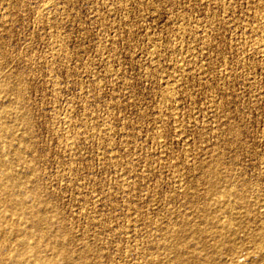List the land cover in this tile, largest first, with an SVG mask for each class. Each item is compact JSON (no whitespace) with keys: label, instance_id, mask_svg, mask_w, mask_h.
I'll return each instance as SVG.
<instances>
[{"label":"rangeland","instance_id":"1","mask_svg":"<svg viewBox=\"0 0 264 264\" xmlns=\"http://www.w3.org/2000/svg\"><path fill=\"white\" fill-rule=\"evenodd\" d=\"M263 32L264 0H0V171L26 212L0 205V259L26 237L22 264H172L218 183L233 263L264 264Z\"/></svg>","mask_w":264,"mask_h":264},{"label":"bare ground","instance_id":"2","mask_svg":"<svg viewBox=\"0 0 264 264\" xmlns=\"http://www.w3.org/2000/svg\"><path fill=\"white\" fill-rule=\"evenodd\" d=\"M264 33V32H263ZM264 38V37H263ZM260 39V38H259ZM263 40V39H262ZM261 40V41H262ZM260 41V40H259ZM264 42V41H263ZM259 43V42H258ZM261 43V42H260ZM259 45V44H258ZM264 47V43H263V46ZM257 48V47H256ZM264 50V49H263ZM259 51H260V47H259ZM264 52V51H263ZM262 53V52H261ZM264 54V53H263ZM262 56V54H261ZM175 79V78H174ZM173 79V80H174ZM1 85V84H0ZM3 85V83H2ZM7 85V84H6ZM1 88V87H0ZM2 89V88H1ZM0 89V90H1ZM11 90V89H10ZM2 91V90H1ZM0 91V93H1ZM15 93V92H14ZM14 104V103H13ZM18 104V103H17ZM15 103V105H17ZM6 105V104H5ZM3 106V105H2ZM9 107V106H8ZM15 107V106H14ZM7 109L6 107H2V109ZM0 109V110H2ZM14 109V108H12ZM9 110V109H7ZM19 112V111H18ZM2 114V113H1ZM12 114V113H11ZM5 116V115H4ZM16 116V115H15ZM2 117V116H0ZM19 117V116H18ZM20 118V117H19ZM23 118V117H21ZM16 119V118H15ZM70 119V118H69ZM3 120V119H2ZM5 120V119H4ZM18 120V119H17ZM22 120V119H20ZM1 123V122H0ZM68 123V122H67ZM66 123V124H67ZM2 124V123H1ZM0 124V125H1ZM5 123H3L2 125H4ZM1 125V127H2ZM5 127V126H4ZM7 127V126H6ZM18 129V128H17ZM67 129V128H66ZM4 130V128L2 129V131ZM69 130V129H68ZM1 131V134H3V132ZM6 131V129H5ZM4 131V132H5ZM16 131V130H15ZM0 134V135H1ZM81 135V134H80ZM16 136V135H15ZM70 137V136H69ZM67 140V139H66ZM68 141V140H67ZM2 142V141H1ZM3 143V142H2ZM66 143V142H65ZM1 145V144H0ZM2 146V145H1ZM5 146L4 147H0V151L1 150H4ZM5 153V152H4ZM4 155V154H3ZM5 156V155H4ZM2 158V157H1ZM1 160V159H0ZM2 162V161H1ZM15 173V172H14ZM13 173V174H14ZM212 174V173H211ZM15 175V174H14ZM209 175V174H208ZM220 175V174H219ZM208 177V176H207ZM216 177V176H215ZM224 178V177H223ZM212 179V177H211ZM215 179V178H214ZM217 179V177H216ZM220 180V179H218ZM209 181V178H207V181ZM217 181V180H216ZM214 181V182H216ZM222 181V180H220ZM212 182V180H211ZM210 181L208 183H211ZM218 182V181H217ZM228 182V181H227ZM18 184V183H17ZM218 184V183H216ZM216 184H209V187L208 190H207V194L208 193H213L214 194V201L213 203L211 202V204H209L208 202H205V200H203V196H199L198 199H194L195 201L192 202L193 206L194 207V211L196 212L195 214H197V216H199V219H200V222L197 223V224H191V220L194 219V217L190 220V224L191 225H188L190 226L189 228L186 226L189 221L188 220H183L182 217L181 219H179L180 221H177V228H176V232L173 230L174 233H168L169 236L172 235V234H175L174 236H171V244L168 245V249H172L175 253V255L172 257L171 255V258H170V262L173 263H177V261L180 260L181 256L184 254L183 253V248L184 247H191L189 248V250L191 249V252L189 255V259H193L191 260L192 262H198L199 264H217L219 261H221L222 263L224 264H230V263H235L236 262V258L238 257L237 254L235 255L234 254V250L233 248L235 246H233L232 242L233 240L232 239H229V236H232L234 234L237 233L238 229H237V217H240L239 214L240 212L238 210H240L238 207V210H236L235 206L233 204H229V202H225V201H222L221 198H224L226 199V197H230V195L232 194V196L236 197L233 192L231 193L230 190H227L225 189V187H222L224 189H220L219 186H217ZM208 185V184H207ZM223 186V185H222ZM206 187V186H205ZM231 187V186H230ZM237 187V186H236ZM236 187H232L233 190L236 189ZM239 187V186H238ZM206 189V188H205ZM231 189V188H230ZM243 189V188H242ZM0 190L2 192V195L3 197H0V205H5L7 206V208L13 213V214H18V215H25L26 212H25V206H24V201L22 200V196L21 194L17 193L16 192V182L14 181V176L11 175V173L9 172V170L7 171V169H2L0 171ZM232 190V191H233ZM205 191V190H204ZM203 191V192H204ZM236 191V190H235ZM234 191V193H235ZM238 191V190H237ZM236 191V192H237ZM241 191V189H240ZM246 191V190H245ZM244 192V191H243ZM196 193V191H195ZM200 193V192H199ZM186 194V193H185ZM213 194L211 196H213ZM243 194V193H242ZM245 194V193H244ZM243 194V195H244ZM202 195V194H201ZM210 195V194H209ZM241 195V194H240ZM242 195V196H243ZM195 196V195H194ZM209 196V197H211ZM238 196H239V192H238ZM237 196V197H238ZM241 196V199H244L242 198ZM245 196V195H244ZM39 197V196H38ZM180 197V196H179ZM196 197H197V194H196ZM194 198V197H192ZM200 198V200H199ZM232 199H234L233 197H231ZM237 199V198H235ZM240 197H239V200H241ZM186 200V199H184ZM209 200V198H208ZM247 200V198H246ZM233 202V200H231ZM249 201V200H247ZM246 201V202H247ZM183 202V201H182ZM185 202V201H184ZM241 203H242V200H241ZM248 203V202H247ZM191 204V202H190ZM187 205V204H186ZM245 205V204H244ZM2 206V207H3ZM28 206V205H27ZM189 206V205H188ZM240 206V205H239ZM247 206V204L245 205V207ZM249 206V204H248ZM247 206V207H248ZM182 207V206H181ZM245 207H244V210H245ZM155 208V207H154ZM189 209V208H188ZM191 209V208H190ZM174 210V209H173ZM172 210V212H173ZM181 210V209H180ZM185 210V209H184ZM187 210V209H186ZM192 210V209H191ZM240 211H243V210H240ZM246 212H248V209L245 210ZM244 211V212H245ZM251 211V210H250ZM1 212V211H0ZM36 212V211H35ZM167 212V211H166ZM169 212V211H168ZM167 212V214H168ZM177 212V211H176ZM245 212V213H246ZM3 213V212H2ZM186 213V212H185ZM193 213V211H192ZM242 213V212H241ZM4 214V213H3ZM174 214V213H173ZM224 214H227L226 216ZM247 215L250 214V212L246 213ZM7 215V214H5ZM3 215V216H5ZM133 215V214H132ZM169 215V214H168ZM171 215V214H170ZM169 215V216H170ZM190 215V214H189ZM241 215V214H240ZM245 216V214H242ZM1 216V215H0ZM243 216V217H244ZM6 217V216H5ZM172 217V216H171ZM175 217V216H174ZM187 217V215H186ZM242 217V218H243ZM246 217V216H245ZM180 218V217H179ZM8 219V218H7ZM15 219V218H14ZM43 218L42 217H38V221H41ZM175 219V218H174ZM187 219V218H186ZM239 219V218H238ZM241 219V217H240ZM160 220V219H159ZM163 220V219H162ZM250 220V219H249ZM255 220V219H254ZM135 221V220H134ZM172 221V220H171ZM136 222V221H135ZM162 222V221H161ZM174 222V221H172ZM170 222V223H172ZM159 223V222H157ZM156 223V224H157ZM166 223V222H164ZM135 224V223H134ZM152 224V223H151ZM150 224V225H151ZM155 224V226H156ZM160 224V223H159ZM159 224L157 225L160 229V226ZM174 224V223H173ZM172 225V224H171ZM176 225V224H175ZM162 226V225H161ZM260 226V225H259ZM3 225H2V218L0 219V234L2 235H6L7 236V232L4 230V228H2ZM12 227V226H11ZM150 227H153L150 226ZM174 227V225H173ZM172 227V228H173ZM13 228V227H12ZM154 228H157V227H154ZM240 228V227H238ZM262 228V227H261ZM165 229V228H164ZM163 229V232H165ZM9 230V229H8ZM162 230V229H161ZM167 230V229H166ZM172 231V229H170ZM169 230V231H170ZM254 230V229H253ZM263 230V229H262ZM156 231V229L154 230ZM160 230H158L159 232ZM167 232V231H166ZM13 233V232H12ZM156 233V232H155ZM239 233V231H238ZM257 233V232H256ZM255 233V234H256ZM264 233V232H263ZM153 234V233H152ZM161 232L160 235L161 236ZM165 234V233H164ZM252 234V233H250ZM249 234V235H250ZM260 233H257L256 234V239H259L260 236L258 235ZM163 235V234H162ZM167 235V234H166ZM164 235V236H166ZM18 236V235H16ZM156 236V235H155ZM168 236V235H167ZM210 238L208 236H212L211 239H212V242L210 243L211 245H209V241H207V243L204 240V238ZM238 236V235H236ZM253 236V235H252ZM251 236V237H252ZM259 236V238H257ZM12 237V236H11ZM173 237V238H172ZM254 237V236H253ZM252 237V238H253ZM1 238V237H0ZM7 238V237H6ZM25 238V239H24ZM153 238V237H152ZM166 238V237H164ZM241 238V237H240ZM155 239V238H154ZM158 239L160 238H157L156 240L159 241ZM210 239V240H211ZM251 239V238H250ZM255 239V238H254ZM253 239V240H254ZM255 239V240H256ZM207 240V239H206ZM169 240L167 239H163V244H164V247L165 245L167 244ZM203 241V243L205 242L207 247L204 245L203 247L205 249H202L204 252L203 253H200L199 251L196 250V247L197 245H200L201 242ZM259 241V240H258ZM32 242V241H31ZM191 242H194V243H191ZM235 242V241H234ZM239 242V241H238ZM253 242V241H252ZM260 242V241H259ZM263 242V240H262ZM202 243V244H203ZM261 243V242H260ZM258 243V246L259 244ZM8 244V243H7ZM18 244H20V250L18 249L16 251L17 254H13V255H10L9 257H2L0 259L1 263L2 264H22V263H25L24 261H27L26 260V255H30L31 252H33V249L34 247L28 242V240H26V237H23V238H19L18 239ZM257 244V243H256ZM151 246V245H150ZM202 246V245H201ZM193 247V248H192ZM154 248V247H153ZM236 248V247H235ZM234 248V249H235ZM257 248V246H256ZM259 251L261 250V246H259ZM162 249H165V248H162ZM170 249V250H171ZM254 249V248H253ZM159 250V249H158ZM168 251V250H167ZM172 251V252H173ZM256 252V251H255ZM263 252V250H262ZM70 253V251H69ZM85 253V251H84ZM161 253V252H160ZM173 253V254H174ZM187 253V252H186ZM261 251L258 253L260 254ZM148 254V253H147ZM168 255L171 254L170 253H167ZM254 254V253H253ZM264 254V253H263ZM263 254H260L263 255ZM8 254H6L7 256ZM152 255V254H151ZM150 255V256H151ZM154 255V254H153ZM165 255V254H164ZM230 255V256H229ZM248 255V254H247ZM252 255V253H251ZM256 255V254H255ZM84 256V255H83ZM156 256V255H155ZM224 257V258H221V257ZM226 256V257H225ZM229 256V257H228ZM250 256V255H249ZM257 256V255H256ZM258 256V257H260ZM1 257V256H0ZM158 257V256H157ZM170 257V256H169ZM168 257V258H169ZM185 257V256H184ZM253 257V256H252ZM152 258V257H151ZM183 258V257H182ZM254 258V257H253ZM256 258V257H255ZM32 259V262L28 263V264H39V258H31ZM30 259V260H31ZM156 259V258H155ZM167 259V258H166ZM264 260V258H262ZM84 260V259H83ZM154 260V259H153ZM157 260V259H156ZM161 262V259L159 260ZM82 262V261H81ZM159 262V263H160ZM184 262V261H183ZM254 262V261H253ZM252 262V263H253ZM256 262V260H255ZM258 262V261H257ZM261 262V260H260ZM162 263V262H161ZM168 263V261L166 262ZM233 263V264H234ZM83 264V263H82ZM171 264V263H170ZM183 264V263H182ZM187 264V262H186ZM263 264V263H262Z\"/></svg>","mask_w":264,"mask_h":264}]
</instances>
